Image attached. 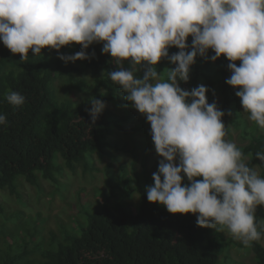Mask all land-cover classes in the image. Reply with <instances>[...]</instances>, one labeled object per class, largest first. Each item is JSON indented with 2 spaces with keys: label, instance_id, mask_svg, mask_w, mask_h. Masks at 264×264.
Returning a JSON list of instances; mask_svg holds the SVG:
<instances>
[{
  "label": "clouds",
  "instance_id": "clouds-1",
  "mask_svg": "<svg viewBox=\"0 0 264 264\" xmlns=\"http://www.w3.org/2000/svg\"><path fill=\"white\" fill-rule=\"evenodd\" d=\"M0 42L22 61L30 50L59 53L72 44L81 50L59 54L60 60H91L95 52L87 49L94 43H102L101 52L118 65L128 61L130 68L109 76L146 117L161 158L154 184L145 188L147 200L171 214L195 215L197 227L227 229L245 246L261 239L255 212L264 205V178L225 139L226 113L215 100L208 102L210 89L185 90L179 82L189 81L197 56L212 62L226 57L231 75L225 82L238 89L248 119L264 129V0H0ZM171 47L179 51L169 55ZM162 59L176 67L158 73ZM137 66L144 69L142 77ZM5 99L14 106L25 103L11 90ZM84 102L95 124L106 104L94 96ZM5 123L0 114V125ZM256 157L264 161V153Z\"/></svg>",
  "mask_w": 264,
  "mask_h": 264
},
{
  "label": "trees",
  "instance_id": "trees-1",
  "mask_svg": "<svg viewBox=\"0 0 264 264\" xmlns=\"http://www.w3.org/2000/svg\"><path fill=\"white\" fill-rule=\"evenodd\" d=\"M191 41L190 36L189 46ZM101 48L102 43H94L87 52L94 51L95 58L65 64L58 55H73L81 50L80 45L63 46L59 53L44 48L40 54L33 55L30 50L27 60L22 61L19 54H12L0 42V114L6 116V123L0 125L2 198L19 195L24 181L40 193L42 180L62 185L59 175L64 168L75 172L80 165H88V158H95L97 152L114 155L111 141L126 137L136 141L138 132L146 131L141 129L148 123L146 117L139 121L137 117V123L128 119L125 111L130 110L129 114L136 117L135 108L124 99L121 86L109 76L111 71L131 65L128 61L118 65ZM178 51L171 47L169 55ZM208 55L211 57L214 52L209 50ZM228 63L224 56L215 62L197 56L189 81L179 82L180 87L191 90L204 85L210 89L206 94L208 102L215 100L226 113L222 120L227 134L234 128L240 131L247 142L237 146L249 167L256 171L258 168L264 178V161L256 157L257 152L264 153V129L250 121L245 111L247 116H244L240 99L235 95L238 89L225 82L231 75ZM236 63L239 66L240 61ZM155 67L163 74L164 67L167 73L176 65L162 59ZM143 71L137 66L136 75L142 77ZM57 80L64 82L70 91L75 88L83 92L82 99L76 102L72 98H57ZM10 90L23 95L25 103L20 106L8 103L5 97ZM90 96L114 104L116 110L106 106L92 124L85 111L90 105L84 102ZM121 119L126 120L124 124ZM118 186L119 189L131 187V178L123 177ZM145 188L139 189L141 199L134 205L140 206L134 211H128L122 203L115 204L112 200L116 193L112 189L100 209L89 212L88 222L80 221L76 231L59 223L60 235L50 241L53 247L45 249L25 247L22 250L26 236L20 232L19 243L12 241L11 235L16 232L12 230L14 214L5 212L0 201V264H218L221 239L211 229L197 227L195 215L171 214L163 205L149 202ZM255 218L262 236L250 245L257 263L264 264V205L257 206ZM36 222H33V233L28 232L35 238L43 231L46 219L42 226Z\"/></svg>",
  "mask_w": 264,
  "mask_h": 264
},
{
  "label": "rangeland",
  "instance_id": "rangeland-1",
  "mask_svg": "<svg viewBox=\"0 0 264 264\" xmlns=\"http://www.w3.org/2000/svg\"><path fill=\"white\" fill-rule=\"evenodd\" d=\"M165 69L164 67L163 73ZM55 88L57 98L61 100L72 98L77 102L83 97V92L75 88L68 90L64 82L61 84V80L55 82ZM105 104L116 110L114 104ZM134 112L136 117L129 114L130 110L125 111L128 119L134 123H137V117L138 121L139 118L145 117L136 109ZM242 113L247 116L244 111ZM121 121L124 124L126 120L121 119ZM141 129L146 131L140 134L138 132L136 141L127 137L119 141H111L110 148L114 155L109 152H97L95 158L92 156L88 158L90 162L88 165H80L75 172L64 168L65 170L59 175L62 185H54L48 180H42L43 191L40 193L35 186L24 181L19 195H8L4 198L0 196L5 212L14 214L12 230L16 232L11 235L12 241L19 243L23 234L26 238L25 244L21 246L22 250L25 247L28 250L33 247L37 249L53 247L50 241L60 235L59 223L67 224L68 230H75L80 225V221L87 223L88 213L100 209L101 202L112 189L116 193V198L112 200L115 204L122 203L128 211L136 210L140 206L134 205L141 199L139 189L154 184L152 175L157 172L158 162L161 159L155 152L150 135V124L147 123ZM225 138L237 145L247 142L235 128ZM110 159L115 160L110 162ZM56 161L58 162V157ZM257 172L259 173L258 168ZM125 176L131 178V187L119 189L118 182L122 183ZM184 183H189L187 178L184 179ZM45 219V227L37 236V238L42 237L44 241L28 235V232L34 231L35 220L37 225L42 226ZM211 232L221 239L218 264H258L251 245L245 246L240 240L233 238L227 229L220 231L211 229Z\"/></svg>",
  "mask_w": 264,
  "mask_h": 264
}]
</instances>
